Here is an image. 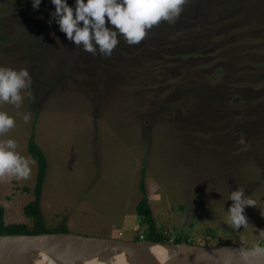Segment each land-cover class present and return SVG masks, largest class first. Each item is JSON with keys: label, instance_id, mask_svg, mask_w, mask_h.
<instances>
[{"label": "rangeland", "instance_id": "374dc122", "mask_svg": "<svg viewBox=\"0 0 264 264\" xmlns=\"http://www.w3.org/2000/svg\"><path fill=\"white\" fill-rule=\"evenodd\" d=\"M67 3L74 7V0ZM51 13L50 0L36 9L31 0H0V66L26 68L32 78V96L23 90L20 108L2 107L16 125L2 139L14 134L23 144L29 131L38 145L40 122L46 123L64 177H73L77 166L95 171L88 221L75 216L73 201L55 207L53 198L39 206L46 230L65 224L81 236L146 240L124 234L122 221L115 231L95 222L110 215L119 222L127 205L135 209L143 179L153 200L163 198L153 205L154 218L172 241L258 246L264 240V0H187L175 23L161 21L137 44L118 37L110 56L74 45ZM240 187L257 203L245 208L249 226L237 229L226 211L230 191ZM17 221L33 226L24 214Z\"/></svg>", "mask_w": 264, "mask_h": 264}, {"label": "clouds", "instance_id": "9594fccd", "mask_svg": "<svg viewBox=\"0 0 264 264\" xmlns=\"http://www.w3.org/2000/svg\"><path fill=\"white\" fill-rule=\"evenodd\" d=\"M54 6V17L61 32L74 45L84 51L110 56L123 37L129 44L139 43L153 26L161 21L175 23L187 0H74V7L67 0H50ZM41 0H31L32 7L38 8ZM32 78L26 68L19 70L0 66V102L20 108L24 99L23 90L31 97ZM30 115L25 114L28 121ZM15 120L7 112L0 111V135L14 128ZM17 142L6 139L0 142V177L15 176L26 179L33 163L17 150ZM231 205L226 220L239 229L248 227L245 208L256 206L257 201L245 195L243 187L230 191ZM264 254V247L253 246L241 250V257L247 261L249 254Z\"/></svg>", "mask_w": 264, "mask_h": 264}, {"label": "crops", "instance_id": "0c3cea01", "mask_svg": "<svg viewBox=\"0 0 264 264\" xmlns=\"http://www.w3.org/2000/svg\"><path fill=\"white\" fill-rule=\"evenodd\" d=\"M0 107L1 110L3 111L2 107H6L10 108L9 111H11V104H3V102H0ZM8 111V112H9ZM45 126L47 125L46 123H44ZM43 122H40V131H39V135H40V139L42 143H38V146L41 148V150L44 152L47 160H48V169L46 172V176L42 185V191H41V195H40V200H39V206L40 209L42 210L43 208H45L46 206L50 205V203L52 204V199L54 198V202L53 204H55V207L59 204V202H62L63 206H67V203L69 201H73L75 203V205L72 207V210H75V216H79L80 219H82V221H88L89 216L91 215V210L92 207H89V202H90V187L92 186V184L94 183V175H95V171L94 168H92L90 170L89 169H85L82 168L81 166H77L76 167V171L73 175V177H71V175H69V179L68 177H64V174L62 173V167L61 165L58 166L57 164V160L58 158L61 156V152H60V148H58V146H56L57 143H54L55 141L53 140H48L50 138L46 137V130L45 127L42 126L44 125ZM48 125H50L52 128H54V122H50ZM16 128V126L14 127ZM13 129V128H12ZM30 129V128H29ZM31 132H32V127H31ZM28 137L27 135H24L23 138V144H17V151L25 156L28 157L30 160L33 161L32 165H31V172L30 175L26 178V179H20L17 178L15 176H6V177H0V207H2L4 209V221L5 224H25L23 222H18L20 220L17 221V219H19L20 215L23 214V208L30 203V201H32L34 199V194H33V189L36 183V176H37V164L36 162L32 159L31 155L28 152V142L30 139V136L32 133H29L28 131ZM48 134V133H47ZM14 140V134L13 137H11ZM39 139V142H40ZM2 136L0 135V142H1ZM27 142V143H26ZM70 153V152H68ZM93 153V152H92ZM77 168H79V170H77ZM92 172L91 175H84L83 176V172ZM63 178V179H62ZM67 179V180H66ZM65 181V184L63 185L62 183ZM140 183H141V179L139 182V186L138 189L140 191ZM74 186V188H72ZM26 188L28 189V192H23V189ZM63 191H66L65 193H61ZM60 192V193H59ZM147 192V198H148V204L150 206L151 212H152V216L154 219V223H155V227H156V231L158 232L157 229H159V225H158V221H156V219L154 218V211H153V207L157 204L162 203V196L161 200L159 201V198L156 200H153L150 197V194H148ZM24 193L26 195H24ZM75 195L78 198H75ZM142 199V193L140 191V199L138 201V203L141 201ZM88 203V205L86 204ZM137 203V205H138ZM65 204V205H64ZM135 209H133L134 206H126V209H123V213L120 216L119 222H116V218H113L112 215H110L109 217H103V216H99L100 220H95L96 223L100 224L101 222H104V224H107L108 229L111 228L112 231H115L118 227L117 225H120V221L121 222V229L119 230H123L124 234H128V233H137V235L134 237V239L132 240H140V239H145L146 235H147V228L146 226L143 224L142 219L140 216H138L137 212H136V207ZM154 205V206H153ZM81 206V207H80ZM80 207V208H78ZM69 209H71V207L68 206ZM131 208H132V212H131ZM42 212V211H41ZM93 212V211H92ZM68 215L70 216L71 212L70 210H68ZM43 214V212H42ZM41 214V215H42ZM73 215V213H72ZM132 215L131 217L128 218V216ZM15 217L16 219L12 218ZM41 218H43V216H41ZM43 220V219H42ZM8 221V222H6ZM73 221V220H72ZM71 221V222H72ZM70 223V219L68 221V224ZM45 224V223H44ZM46 226V225H45ZM60 226H64L63 228L66 229V233H69L67 231V226L64 225H60ZM58 228V227H57ZM139 228V231H138ZM138 231V232H137ZM160 233V232H158ZM72 234V233H70ZM163 234H167V233H163ZM77 235V234H75ZM81 236V235H79ZM85 237H92V236H85ZM94 238H98V237H94ZM101 239H114V240H120V238H116V237H103ZM124 240H126V238H124ZM126 241H130V240H126Z\"/></svg>", "mask_w": 264, "mask_h": 264}, {"label": "water", "instance_id": "95a60500", "mask_svg": "<svg viewBox=\"0 0 264 264\" xmlns=\"http://www.w3.org/2000/svg\"><path fill=\"white\" fill-rule=\"evenodd\" d=\"M67 235L84 240L98 242L141 244L134 254H139L130 264H264V254H249L248 260L241 257V250L248 251L252 247L237 245L199 246L185 243H163L140 240V242L101 239L94 237L79 236L70 233H42L36 235L15 234L0 235V252L15 253L19 247L43 248L46 252L63 250L64 237ZM163 251L165 257L157 251ZM116 255H110L114 258ZM107 257V258H108Z\"/></svg>", "mask_w": 264, "mask_h": 264}, {"label": "bare ground", "instance_id": "6f19581e", "mask_svg": "<svg viewBox=\"0 0 264 264\" xmlns=\"http://www.w3.org/2000/svg\"><path fill=\"white\" fill-rule=\"evenodd\" d=\"M139 248L141 244H114L67 235L63 250L48 253L43 248L19 247L15 253L0 252V264H130L140 257L134 254ZM157 251L165 257L163 251ZM110 255L116 256L109 258Z\"/></svg>", "mask_w": 264, "mask_h": 264}, {"label": "trees", "instance_id": "16d2710c", "mask_svg": "<svg viewBox=\"0 0 264 264\" xmlns=\"http://www.w3.org/2000/svg\"><path fill=\"white\" fill-rule=\"evenodd\" d=\"M28 152L31 155L32 159L37 164V176H36V183L33 189L34 200L28 203L23 208V214L25 217H28L32 220L33 226L32 228H28L26 224H22V223L5 224L4 209L0 207V235H15V234L36 235L42 233H49V231L46 230V226L39 213V200L42 191V185L48 169V161L44 152L35 142L33 133L31 134L28 142ZM142 178H143V172H142ZM23 191L27 192L28 189L24 188ZM140 191L142 193V199L136 207V212L138 216L141 217L143 224L147 228V235L145 239L152 242L169 243V241H172L171 240L172 238L170 237L169 234L158 233L156 231L152 212L148 204L147 192L143 179H141ZM51 233H66V229L61 228L57 231H52ZM172 243L179 244L182 243V241L174 240L172 241ZM258 246L264 247V240Z\"/></svg>", "mask_w": 264, "mask_h": 264}]
</instances>
